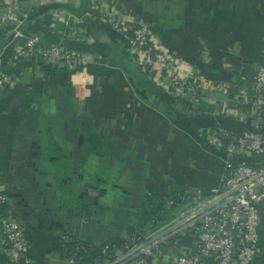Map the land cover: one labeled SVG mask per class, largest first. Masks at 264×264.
I'll return each instance as SVG.
<instances>
[{
  "label": "crops",
  "instance_id": "1",
  "mask_svg": "<svg viewBox=\"0 0 264 264\" xmlns=\"http://www.w3.org/2000/svg\"><path fill=\"white\" fill-rule=\"evenodd\" d=\"M19 1L25 34L85 53L92 78L76 91L69 70L39 56L18 57L12 31L0 19V69L20 78L0 97V188L9 198L0 218L20 223L31 264H65L64 234L109 242L156 221L157 212L163 219L173 214L161 203L172 193L222 188L225 155L200 131L222 126L241 133L249 124V108L233 102L230 92L236 80L250 87L264 63V0ZM92 1L107 14L149 25L181 76L200 84V100L164 93L168 77L140 71L119 35L90 14ZM77 20L72 39L67 28ZM261 116L264 141V104ZM106 178L122 197L107 201L101 223L72 226L66 212L76 207L82 182L103 186ZM5 241L0 225V264H14ZM252 264H264V209Z\"/></svg>",
  "mask_w": 264,
  "mask_h": 264
},
{
  "label": "built area",
  "instance_id": "2",
  "mask_svg": "<svg viewBox=\"0 0 264 264\" xmlns=\"http://www.w3.org/2000/svg\"><path fill=\"white\" fill-rule=\"evenodd\" d=\"M19 0H0V19L12 31V43L18 57L39 56L54 67L65 68L76 78L72 85L87 87L92 78L86 75L90 58L62 44H44L37 37H29L21 29L17 16ZM90 14L100 17L123 41V51L138 58L142 72L165 74L168 83L163 92L176 96L190 95L200 100L201 86L191 77H183L177 70L174 56L154 38L147 24L107 14L97 1L90 2ZM76 21L67 29L78 37ZM65 34V33H64ZM63 34V35H64ZM24 40L23 43H21ZM251 86L232 82L230 98L249 108V124L241 133L222 126L200 131L204 140L225 155L226 174L222 188H212L206 195L172 193L161 200L173 215L163 222L134 228L112 241L92 244L84 238L64 234L62 244L67 249L65 264H252L258 252L260 224L264 209V160L252 157L264 154L262 137L264 104V63L254 70ZM20 78L0 69V97ZM170 96V97H171ZM9 201L0 188V209ZM175 206V208H174ZM5 235L6 252L14 264H31L26 256L28 243L24 229L14 219L0 218ZM187 240V244L183 245Z\"/></svg>",
  "mask_w": 264,
  "mask_h": 264
},
{
  "label": "flooded vegetation",
  "instance_id": "3",
  "mask_svg": "<svg viewBox=\"0 0 264 264\" xmlns=\"http://www.w3.org/2000/svg\"><path fill=\"white\" fill-rule=\"evenodd\" d=\"M101 183H103V182H101ZM81 186H82V189L79 190L78 193H76V204L78 205V207L82 204L83 201H87L88 198H89V196H90V194L92 193L91 188H88V186H91L92 188L93 187H96L98 190H100L98 192V194L101 195V197H102V198H100V203L102 205L100 207H96V206H92L91 207V212L93 211V215L94 216H92V215L90 216L89 220L90 219L91 220H90V222L88 224L91 223V224H94L95 225V224L101 223L102 222L101 221L102 218H104V216L107 215V212H106V209H107V205H106L107 204V201L108 200L113 201V200H117V199H115V197H110V194L108 193L107 189L104 187V184L102 186V184H99V183H96V184L95 183L86 184L85 182H82V185ZM105 197H106V199H105ZM103 198L105 199V201L103 200ZM77 209H80V207L77 208ZM83 221H84V218L83 217L79 219V224L81 223L80 224L81 228L88 225V224L85 225L83 223ZM76 236L81 237V238L84 237V236H82L79 233V231H78V233H76Z\"/></svg>",
  "mask_w": 264,
  "mask_h": 264
},
{
  "label": "water",
  "instance_id": "4",
  "mask_svg": "<svg viewBox=\"0 0 264 264\" xmlns=\"http://www.w3.org/2000/svg\"><path fill=\"white\" fill-rule=\"evenodd\" d=\"M128 81L131 83L134 91L142 95V93H140L138 91V89L136 88V86L132 83V77H129ZM88 188H91L92 193L90 194L87 201L82 202V204L79 206L80 209H77V208H79L77 204H76L75 208L72 205H70L69 209L66 212L67 216H69L70 218H73L72 224H71L72 226H75V225L77 226L79 219L82 217L84 218L83 223L85 225H87L91 220V219L89 220L90 216L91 215L94 216L93 211L91 212V207L92 206L100 207L102 205L100 203V198H102V197H101V195L98 194V192L100 190H98L96 187L92 188L91 186H88ZM105 199H106V197H105ZM105 199L103 198L104 201H105ZM154 215H155L157 222H160V223L163 222V217L160 213L157 212Z\"/></svg>",
  "mask_w": 264,
  "mask_h": 264
},
{
  "label": "rangeland",
  "instance_id": "5",
  "mask_svg": "<svg viewBox=\"0 0 264 264\" xmlns=\"http://www.w3.org/2000/svg\"><path fill=\"white\" fill-rule=\"evenodd\" d=\"M140 71H141V69H140ZM148 76H150V74H148V73H146ZM148 78H152V77H148ZM123 85L124 86H128L127 85V83H125V82H123ZM106 181H101V182H104L106 185H104V187L107 189V191H108V193L110 194V197H115V199L116 198H121L122 196V194H121V188L120 187H115V185H116V182L114 181V180H111V179H109V178H106L105 179ZM111 201V200H110ZM163 221H164V219H163ZM152 223V221L150 222V223H148V225L149 224H151ZM160 223V222H159Z\"/></svg>",
  "mask_w": 264,
  "mask_h": 264
},
{
  "label": "trees",
  "instance_id": "6",
  "mask_svg": "<svg viewBox=\"0 0 264 264\" xmlns=\"http://www.w3.org/2000/svg\"><path fill=\"white\" fill-rule=\"evenodd\" d=\"M23 42H24V40H23L21 43H23ZM123 56H124V57H128L127 54H126V55L124 54ZM236 82H238V80H236L235 83H236ZM232 85H233V83H232ZM234 92H235V89L231 88V92H230V93L233 94ZM174 208H175V206H174ZM172 215H173V214H169V215L165 216V218H169V217H171ZM165 218H164V219H165ZM155 223H156V224H159V222H157V221H155Z\"/></svg>",
  "mask_w": 264,
  "mask_h": 264
}]
</instances>
